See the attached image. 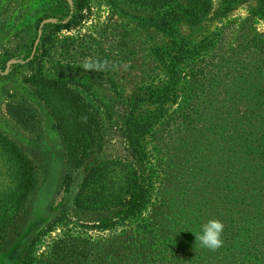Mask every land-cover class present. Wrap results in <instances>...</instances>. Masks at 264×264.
Segmentation results:
<instances>
[{"label": "rangeland", "instance_id": "374dc122", "mask_svg": "<svg viewBox=\"0 0 264 264\" xmlns=\"http://www.w3.org/2000/svg\"><path fill=\"white\" fill-rule=\"evenodd\" d=\"M58 1L0 0V132L32 161L37 178L22 211L6 209L0 202V220H10L0 231L5 235L0 264H207L206 248L196 241L197 218L179 203V187L186 181L177 169L192 159L193 139L187 135L201 126L200 108L207 100H185L186 90H179L177 100L164 104L166 121L141 139L142 157L127 147L124 134V119L131 111L150 116L160 108L151 93L166 85L172 37L152 26L147 10L122 0H87L80 25L57 31L56 21L48 23L52 26L41 40L36 26L41 19L54 20ZM223 1L213 0L211 12L197 27L176 25L177 34L188 41L212 39L216 55L208 65L212 58L226 63L248 43L264 49V0L233 2L225 12L221 9L229 0ZM32 43L34 53L38 47L37 62L14 67L19 53ZM258 66L263 74L264 64ZM258 66L254 60L250 72ZM32 74L68 80L99 112L100 146L76 167L66 164L48 111L23 81ZM185 74L189 70L179 75L181 87ZM9 105L28 107L34 129L17 124L7 112ZM174 118L183 119L182 127L174 125ZM179 130L185 143L173 140ZM199 156L197 167L208 178L211 159L206 150ZM129 165L140 176L144 172L149 193L141 210L125 218L121 202L114 198L128 187L124 175ZM92 168L103 172L93 187L84 182ZM13 185L11 160L0 146V194ZM91 193L96 195L93 200ZM102 220L108 223L100 228Z\"/></svg>", "mask_w": 264, "mask_h": 264}, {"label": "trees", "instance_id": "16d2710c", "mask_svg": "<svg viewBox=\"0 0 264 264\" xmlns=\"http://www.w3.org/2000/svg\"><path fill=\"white\" fill-rule=\"evenodd\" d=\"M238 1L229 0L222 7V12ZM122 2L151 12L152 26L172 37V48L166 53V85L151 93L155 97L153 103L160 108L150 116L135 115L133 111L129 113L124 119L127 147L142 157L141 139L151 135L157 123L166 121L164 104L177 100L179 90H186L185 100L206 99L200 108L201 126L193 127L192 134L187 135L193 139L189 152L192 159L185 166L180 163L177 168L186 181L184 188L179 187L183 196L179 203L192 218H197L200 233L202 225L209 219H218L225 225L223 246L216 251L205 249L207 264H264V73L258 66L264 64L261 56L264 49H259L255 59L254 55L259 50L248 43L226 63L222 60L214 63L216 60L212 58L208 65L210 58L216 55L212 52V39L196 43L188 41L177 34L176 25L185 23L192 28L200 25L211 12L213 0ZM58 3L51 16L56 21L54 27L57 31L72 30L85 19L87 0H59ZM41 21L36 29L42 32V40L45 30L52 25L44 23L40 27ZM33 47L32 43L19 53L14 67L22 64L32 67L37 62L38 47L35 53ZM254 60L258 67L251 73L250 65ZM185 69L189 74H185L181 87L179 75ZM23 81L48 111L68 167H76L89 158L100 146L103 135L99 112L68 80L32 74ZM186 83L190 88H186ZM233 86L236 87L232 89ZM7 112L23 129H34L35 123L28 107L9 105ZM174 119V125L182 127L183 119ZM183 136L179 130L173 140L185 143ZM0 146L8 154L14 174V185L9 188L10 192L5 190L0 194V202L6 209L22 211L36 187L35 166L22 149L1 132ZM200 150H206L211 159L205 167L208 178L197 167ZM134 168V165H129L125 169L128 187L122 195L114 198V201L121 202L125 218L134 217L141 210L149 193L144 172L140 176ZM102 173L101 169L92 168L84 176L85 184L93 187L97 179L101 180ZM95 197L91 193L90 200ZM9 222V219L0 220V231L7 228ZM107 223V220H102L100 228L106 227ZM4 236L3 232L0 241Z\"/></svg>", "mask_w": 264, "mask_h": 264}, {"label": "clouds", "instance_id": "9594fccd", "mask_svg": "<svg viewBox=\"0 0 264 264\" xmlns=\"http://www.w3.org/2000/svg\"><path fill=\"white\" fill-rule=\"evenodd\" d=\"M225 225L218 219H209L202 225L201 233L196 235V241L210 251H216L223 246V232Z\"/></svg>", "mask_w": 264, "mask_h": 264}, {"label": "water", "instance_id": "95a60500", "mask_svg": "<svg viewBox=\"0 0 264 264\" xmlns=\"http://www.w3.org/2000/svg\"><path fill=\"white\" fill-rule=\"evenodd\" d=\"M54 22V20H46V21H44L43 23H41V25H40V27L44 24V23H53Z\"/></svg>", "mask_w": 264, "mask_h": 264}]
</instances>
